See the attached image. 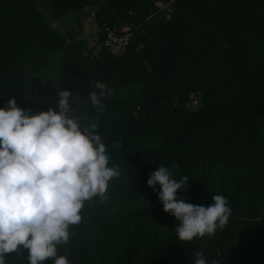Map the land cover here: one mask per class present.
Listing matches in <instances>:
<instances>
[{
  "label": "trees",
  "instance_id": "1",
  "mask_svg": "<svg viewBox=\"0 0 264 264\" xmlns=\"http://www.w3.org/2000/svg\"><path fill=\"white\" fill-rule=\"evenodd\" d=\"M37 1L0 0V108L15 99L47 111L67 89L77 114L96 119L90 93L105 83L112 96L97 134L120 171L58 255L69 264H194L202 251L208 264H264V0H53L43 9L61 26L94 9L101 35L128 28L118 58L54 29ZM163 10L168 19L158 18ZM158 166L188 177L178 199L206 206L225 196L227 224L176 239L159 187L147 185ZM27 255L8 254L6 264H29Z\"/></svg>",
  "mask_w": 264,
  "mask_h": 264
},
{
  "label": "clouds",
  "instance_id": "2",
  "mask_svg": "<svg viewBox=\"0 0 264 264\" xmlns=\"http://www.w3.org/2000/svg\"><path fill=\"white\" fill-rule=\"evenodd\" d=\"M94 89L90 101L96 119L77 114V101L67 89L58 92L55 107L47 111L22 109L15 99L0 108V264L11 253L24 258L25 250L29 264H69L58 247L68 244L70 230L82 223L85 206L94 199L104 202L110 182L120 176L97 134L102 101L112 91L100 81ZM147 185L154 192L159 187L158 200L175 217L180 242L215 235L232 213L223 195H212L206 206L178 199L189 179H175L166 166L150 173ZM194 264H208L202 251Z\"/></svg>",
  "mask_w": 264,
  "mask_h": 264
},
{
  "label": "rangeland",
  "instance_id": "3",
  "mask_svg": "<svg viewBox=\"0 0 264 264\" xmlns=\"http://www.w3.org/2000/svg\"><path fill=\"white\" fill-rule=\"evenodd\" d=\"M45 2H43L44 7H47V4H44ZM42 5V6H43ZM48 9V8H47ZM94 11L93 10H85L80 14H77L78 16L76 18H71L70 22L68 23V25L66 26H61L59 25V27H62V31L64 33H66L67 31H71L74 35V39L76 41H82V42H87V46L89 47V40L91 38V32L92 33H98L101 35V33H99V31L97 30L96 24L94 22ZM169 12L167 10H163L158 14V18L160 19H168L169 17ZM103 34V32H102ZM68 42V41H67ZM70 42V40H69ZM90 48V47H89ZM97 55V54H94ZM200 98L201 95L200 94H194L191 96V100L188 103V108L190 110H196L199 107V102H200Z\"/></svg>",
  "mask_w": 264,
  "mask_h": 264
},
{
  "label": "built area",
  "instance_id": "4",
  "mask_svg": "<svg viewBox=\"0 0 264 264\" xmlns=\"http://www.w3.org/2000/svg\"><path fill=\"white\" fill-rule=\"evenodd\" d=\"M93 11L95 12L94 9ZM90 34L91 38L88 40L92 54H98L101 50H104L107 54L115 58L124 55L131 40V33L126 27L119 31L106 28L103 30L101 38L98 33L94 34L91 32Z\"/></svg>",
  "mask_w": 264,
  "mask_h": 264
},
{
  "label": "water",
  "instance_id": "5",
  "mask_svg": "<svg viewBox=\"0 0 264 264\" xmlns=\"http://www.w3.org/2000/svg\"><path fill=\"white\" fill-rule=\"evenodd\" d=\"M51 1H53V0H38V1H37V7H38V9L41 11V13H42L47 19H49V21H50V23H51V26H52L54 29L59 30L60 32H63V31H62V27H61V28L59 27L60 24H58L56 21L52 20V19L50 18V16L45 12V10H43V9L45 8L44 5H43V2H45L44 4L49 5ZM42 5H43V6H42ZM168 9L170 10V9H172V7L169 6ZM68 43H69V40H68Z\"/></svg>",
  "mask_w": 264,
  "mask_h": 264
}]
</instances>
